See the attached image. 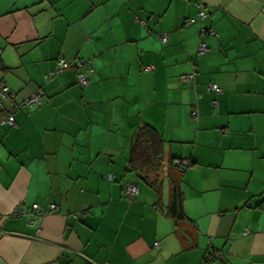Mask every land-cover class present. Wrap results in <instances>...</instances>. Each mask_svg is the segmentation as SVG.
I'll list each match as a JSON object with an SVG mask.
<instances>
[{"label":"crops","instance_id":"obj_1","mask_svg":"<svg viewBox=\"0 0 264 264\" xmlns=\"http://www.w3.org/2000/svg\"><path fill=\"white\" fill-rule=\"evenodd\" d=\"M3 86L0 264H264V0H0ZM145 123L165 141L157 187L130 166Z\"/></svg>","mask_w":264,"mask_h":264},{"label":"trees","instance_id":"obj_2","mask_svg":"<svg viewBox=\"0 0 264 264\" xmlns=\"http://www.w3.org/2000/svg\"><path fill=\"white\" fill-rule=\"evenodd\" d=\"M164 144L165 141L160 132L154 126L148 123L139 126L135 130L130 166L133 170L141 171V173H143L144 175V179L150 182L151 185H153L154 187H157V181L152 180L151 175H156L162 167L164 156ZM179 160L183 161L185 159ZM177 167H183L181 171L184 172L189 166L178 162ZM170 176L172 179L173 200L169 207V214L171 215V217L180 220L185 218L182 203L183 198L181 190V177L177 173L174 174V172H171ZM112 180H114V177ZM125 189L127 192V185ZM213 257L219 259L222 263L223 259L221 253L216 254V256L209 254V256H206L205 260L210 261L213 259Z\"/></svg>","mask_w":264,"mask_h":264},{"label":"built area","instance_id":"obj_3","mask_svg":"<svg viewBox=\"0 0 264 264\" xmlns=\"http://www.w3.org/2000/svg\"><path fill=\"white\" fill-rule=\"evenodd\" d=\"M202 9H203V7H202ZM206 16H207L206 13L201 11L199 18H191L187 21L186 24H193L194 22L202 21ZM162 41L164 43L169 41L168 34L162 35ZM208 50H209V48H208V45L206 43L200 44V46H199L200 54H205ZM85 64H86V62L84 60H81V59L77 63H73V64L69 61H66V60H60L58 62V66H59L58 69L55 72H52L51 74H52V76H55L58 72H60L62 70H68L74 66L77 68H81V67L85 66ZM150 68H152V66H147L144 69L148 70ZM93 72H94V69L92 67H89L86 72H82V71L79 72V81H80V84L82 86H87L89 84V82H90L89 74H91ZM194 77H195L194 74H190L188 76L189 81H193ZM208 89L210 91H215L218 94L223 92V89L221 87H219L218 85L213 84V83L209 85ZM41 94H42L41 92L33 94L30 98H28L27 100L22 102V105L24 107H30V106L34 105L35 102L40 98ZM14 96H15V94H12L9 91V88L7 86H3L0 90V105H3L4 101L14 99ZM215 105H217L216 102H215ZM18 108H19V103L14 101V103L12 104L11 112L8 113L7 117L3 120L4 124H7L9 126H15L16 119L14 116V111H16ZM193 116L194 117L198 116V110L196 108L193 109ZM178 162L179 163L181 162V163L185 164L186 166L191 165V162L189 160H186V159L183 161L178 160ZM113 177L114 176L112 174L109 176V178L111 180L113 179ZM127 193L130 197L136 195L138 193V186L134 183H128L127 184ZM40 209L41 208L39 207V205L35 204L33 206V208L27 212L31 215H34L35 213H41ZM56 210H57L56 205H51V207L49 208V212H55ZM20 212L23 213V211H20ZM79 215H81V214L74 213V216H76V217H78ZM82 215H85V213H82ZM156 245H159V242H157Z\"/></svg>","mask_w":264,"mask_h":264}]
</instances>
